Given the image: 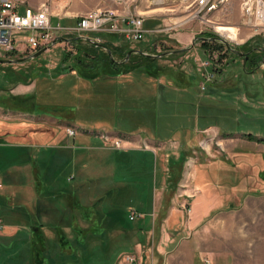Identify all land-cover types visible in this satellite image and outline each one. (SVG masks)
Segmentation results:
<instances>
[{"label":"rangeland","instance_id":"374dc122","mask_svg":"<svg viewBox=\"0 0 264 264\" xmlns=\"http://www.w3.org/2000/svg\"><path fill=\"white\" fill-rule=\"evenodd\" d=\"M21 1L23 5L26 3L25 0ZM50 1H43L40 6L48 4L51 10ZM60 1L54 0L53 8ZM67 1L64 0L65 3ZM106 1L107 5L90 8L73 16L75 18L71 20L56 17L52 19L51 10V24L72 26L92 12L112 14L115 18L138 16L143 20L144 28L150 30L140 40H128L116 32L96 31L84 34L81 38L88 41L86 37H89L99 44H105L101 41L108 40V44L131 50L145 49L149 52H143L151 55L189 48L156 57L146 66L134 67L124 74L108 75L99 71L91 78L81 75L73 59L66 58L70 50L74 55L72 44L58 40V37L80 36L75 33L51 32L54 44L46 46L47 49L34 58L30 56L36 51L28 55L15 53V57H0L25 58L20 62L0 63V113L18 117L13 119L16 120L18 129L15 133L6 132L11 124H0L2 136L7 140H25L23 135L26 129H21L20 124L25 122L23 118L27 115L28 126L48 129L47 134L43 133L49 136L47 144L57 146L63 143L64 136H69L72 142H78L75 143V148L84 150L78 170V177H82H79L82 183L79 199L84 206L89 205L76 208L72 220L86 217L92 224V143L105 148L103 154L105 159H109V163L104 165L103 162L101 166L103 171L108 168L107 172L110 171L111 177L113 175L116 186L121 187L126 185L123 182L137 179L140 187L134 182L128 185V190L134 191L135 197L141 191L139 188H142L143 193L147 192L146 188L154 189L160 174L161 158L164 159L165 153L171 158L184 161L183 167L188 162H193V157H226L230 161H243L248 159L245 155L248 151L258 154L257 158L261 163L264 143L250 140L247 134L264 138V65L246 72L250 66L243 65L242 58L235 52L226 51L225 44L217 41L225 47L205 48L201 44L203 40L196 39L193 44L192 42L194 37H201L203 31L219 37L223 33L219 31L218 27H221L234 32L231 38L223 34V39L230 46L236 47V50L243 52L253 45L264 47V24H258V28H254L253 23L244 20L241 0H229L208 16L209 21L190 18L196 11L193 0H124L120 4L113 0ZM124 4L125 7H117ZM126 8L131 10H124ZM92 34L95 36H91ZM100 34L105 35L102 38L98 36ZM111 34L115 35L114 39ZM26 35L21 31L13 32L12 39L24 41ZM91 41L88 42L92 43ZM103 50L106 51L105 48ZM116 53L119 54L118 51ZM255 54L257 53H253V57ZM70 68L74 70L71 71ZM209 74L212 75L211 79L206 81ZM127 95H132L134 101H127ZM68 112L74 114V126L67 127L74 129V139V134H68L66 126L61 125L66 120L61 115ZM102 134L109 139H121L122 148H114L111 140L105 141ZM128 134L135 136L128 137ZM31 135L34 140H42L40 135H36L37 138L34 134ZM159 141L164 143L161 149L156 145ZM196 146L199 151L192 153L189 148ZM97 169L100 170L99 165ZM67 172L70 173V170ZM75 172L74 181L78 182ZM225 172L228 173L229 170L226 168ZM2 186L0 182V188ZM183 186L180 185V189ZM126 210L124 207V218ZM133 211L135 209L130 213ZM137 216L138 213L134 218ZM0 219L3 223V229L0 230L2 236L5 225L3 219ZM127 219L132 220L133 224L138 222L133 221L130 216ZM97 223L96 233L99 236H92V226L88 236L83 233L75 234L79 244H82L79 240H91L85 246L87 260L82 258L83 261L79 264L98 262L92 259L95 257L92 256V240H104L105 224L100 219ZM20 240L28 244L26 240ZM16 242L19 243V240ZM54 249L55 246L52 250ZM77 251L81 254L85 252L83 247H78ZM22 252L24 261L21 264H28L25 252ZM100 256L103 257L104 254L100 253Z\"/></svg>","mask_w":264,"mask_h":264},{"label":"crops","instance_id":"0c3cea01","mask_svg":"<svg viewBox=\"0 0 264 264\" xmlns=\"http://www.w3.org/2000/svg\"><path fill=\"white\" fill-rule=\"evenodd\" d=\"M43 1L25 0L24 5L37 9ZM107 4L106 0H68L66 3L61 0L53 8L54 0L50 1L52 19L63 20L74 19L73 16L90 8ZM127 101L133 102V96L127 95ZM24 116L25 122L20 125L21 129H26L25 140H7L0 133L3 139L0 142V182L3 184L0 217L5 225V232L0 236V264H21L22 251L26 261H30L28 251L34 239L43 240L45 244L44 260L39 264H79L82 258L87 260L85 246L91 240L79 244L75 234L88 229V236L92 226V236H99L96 233L98 219L105 224V237L92 240V256H95L92 259L98 260L93 264H126L122 260L125 254L135 257L133 264H202L203 257L211 264H264V188L248 190L251 180L242 179L240 172H225L221 157H193V162L181 166L172 188L176 157L165 153L154 189L146 188L147 192L143 193L139 188L141 191H137L139 194L135 197L128 185L134 182L140 187L137 179L116 186L108 168L103 171L101 166L103 162L104 165L109 163L103 154L105 148L92 143V224L86 217L73 221L76 209L68 206L67 199L71 195L80 202L82 177H78V170L84 150L75 148L78 142H72L69 136L52 147L47 144L48 129L28 126V116ZM61 117L66 119L62 126H74L73 113ZM17 118L0 113V124H11L6 132L15 133L18 129L13 119ZM31 134L40 135L42 140L32 139ZM130 136L135 135L128 134ZM156 145L161 149L164 143L159 141ZM189 149L192 153L199 151L197 146ZM224 160L229 161L226 157ZM74 172L78 182L74 181ZM180 185H184L183 188L180 189ZM124 207L127 208L125 218ZM134 209L139 214L133 219L138 220L135 224L127 219ZM113 214L119 216L118 219L113 218ZM35 227L40 228L42 236L34 235ZM57 232L64 238L58 237ZM59 240H67L73 247L72 253L60 251ZM54 246L56 249L52 250ZM78 247H83L85 252L79 253Z\"/></svg>","mask_w":264,"mask_h":264},{"label":"built area","instance_id":"2783aa9c","mask_svg":"<svg viewBox=\"0 0 264 264\" xmlns=\"http://www.w3.org/2000/svg\"><path fill=\"white\" fill-rule=\"evenodd\" d=\"M120 4L124 0H113ZM229 0H193L196 7L194 14L190 18H200L209 21V15L221 8ZM242 15L247 23H253L252 27L258 28V24H264V0H241ZM51 10L48 4H43L37 9L23 5L21 0H0V57H4L7 52L32 54L41 47L48 46L53 41L51 32L66 31L80 36L91 32H116L122 34L128 40H140L147 30L143 26V20L138 16L126 18H115L112 14L92 12L88 17H84L77 24L72 26H52ZM188 18V19H190ZM25 32V40L14 41L13 32ZM86 32V33H85ZM223 38V35H219ZM22 45L21 47L16 46ZM211 74L206 76V81L211 79ZM203 89V84L201 86ZM68 134H74V129L67 128ZM105 141L111 140L114 148H122V141L119 138L109 139L105 134L101 135ZM136 212L130 213V218L136 216ZM3 223L0 219V230ZM122 260L126 264H133L135 257L132 254H125ZM202 264H211L207 257L202 258Z\"/></svg>","mask_w":264,"mask_h":264},{"label":"trees","instance_id":"16d2710c","mask_svg":"<svg viewBox=\"0 0 264 264\" xmlns=\"http://www.w3.org/2000/svg\"><path fill=\"white\" fill-rule=\"evenodd\" d=\"M105 35V34H100L98 36ZM201 37L204 38H213L217 37L216 35L214 36V33L203 31L201 32ZM91 36H95L92 34ZM113 39L115 35L111 34L110 35ZM103 38V37H102ZM60 40V39H58ZM57 40V41H58ZM68 41L70 44H72L73 48L75 49L74 55H72V51L70 50L66 54V58L71 57L73 59V62H75V65L77 69L80 71V74L83 75L84 77L91 78L96 76L97 72H102L104 74L108 75H120L129 72L132 68L134 67H143L146 66L149 61L157 59L156 57H151L149 55H143L139 53H133L129 57V59L125 62H123V58L126 55V53L131 50L129 48H126L124 46L118 47L113 44H108V40L101 41V43L105 44H100L96 45L95 43H90L88 41L83 40L81 37L74 36L71 38H68ZM202 46L205 48H209L210 46H216L217 48H223L225 47L223 44H218L217 41L213 40H208L204 39L201 42ZM105 48L106 51L103 49ZM226 48V47H225ZM112 51V56L114 57V60L111 59L108 55V50ZM119 49V50H118ZM118 51L119 54L116 53ZM121 51V53H120ZM147 51L148 50H143ZM227 51V49H226ZM152 53V51H150ZM229 52V51H228ZM17 53L16 51H11L7 52L4 57H15ZM224 55V54H223ZM71 71L74 70V68H70ZM247 137L250 140H255L258 142L264 143V138H255V135L252 134H247ZM3 139L0 138V142ZM260 154V153H259ZM245 155H247L248 159L246 160H232L226 161L224 160V157H221L224 163L222 164V168H227L229 171L233 172H241L242 173V179H250L251 180V186L248 187L247 189L250 191H261V189H255L256 187L258 188H264V157L263 160L261 159V163L258 160L256 153H252V151H248ZM184 162V161H183ZM183 162L180 161V158L175 159L174 161V171L172 177L174 178V181L172 182V188L175 185L176 179L179 176V170L181 169V166ZM176 166V167H175ZM255 170V172H254ZM262 170V171H260ZM250 171V172H249ZM68 173V172H67ZM170 182V183H171ZM67 204L68 206H71L72 208H78V207H87L81 204L77 197L68 196L67 199ZM113 218L118 217L113 214ZM37 229L36 231V237H39L41 234L40 228L35 227ZM80 233H83L84 235L88 233V229H82L80 230ZM58 237H63L60 232H57ZM67 240H59V248L60 251L63 252H70L72 253L73 248L69 243L67 244ZM82 244L84 243L83 240H79ZM45 250V244L43 240H32V243L30 242V247H29V252H30V261L29 264H39L40 261L42 262L44 260L43 252Z\"/></svg>","mask_w":264,"mask_h":264},{"label":"water","instance_id":"95a60500","mask_svg":"<svg viewBox=\"0 0 264 264\" xmlns=\"http://www.w3.org/2000/svg\"><path fill=\"white\" fill-rule=\"evenodd\" d=\"M58 38L61 39V40L68 41V38H65V37H58ZM86 39H87L88 41H91V38H89V37H86ZM196 39H200V40H204V39H208V40H217V41H219V42L225 44L227 47H229L230 50H232V51L235 52L236 54H238V55H243V53H241V52H239V51H237V50L232 49V48L230 47V45H229V42L226 41V40H224V39H222V38H220V37H213V38L194 37V38H193V42H192V44L194 43V41H195ZM54 42H55V40L52 41L51 45L54 44ZM91 42H92V43H95L96 45H100L99 43H96V42H94V41H91ZM188 48H189V47H184V48H182V49L172 50V51H170V52H164V53H161V54H158V55H151V54L145 53V52H143V51H141V50H134V49H133V50H129V51L126 53V55H125V57H124V59H123V62L127 61L128 58H129V56H130V54L133 53V52H135V53H141V54L149 55V56H153V57H162L163 55H166V54H168V53H171V52H180V51H184V50H186V49H188ZM46 49H47V47H42V48H40L39 50H37L36 52H34V53L30 56V58H34L35 56L39 55L40 53H42V52L45 51ZM108 55H109V57H110L111 59L114 60V58L112 57V54H111V51H110V50H108ZM24 59H25V58H15V59L0 58V63H15V62L23 61Z\"/></svg>","mask_w":264,"mask_h":264},{"label":"flooded vegetation","instance_id":"af4514ba","mask_svg":"<svg viewBox=\"0 0 264 264\" xmlns=\"http://www.w3.org/2000/svg\"><path fill=\"white\" fill-rule=\"evenodd\" d=\"M213 41H217V40H213ZM230 47L236 50V47L234 46H230ZM226 49L227 51H230L231 53H233V51L230 50L229 47L226 46ZM241 53H243V55H239V56L243 60V65L248 64L250 66V69H248L246 72H251L254 69L264 65V47L253 45L249 47L248 50H245ZM253 53H257L255 54V57H253L254 56Z\"/></svg>","mask_w":264,"mask_h":264},{"label":"bare ground","instance_id":"6f19581e","mask_svg":"<svg viewBox=\"0 0 264 264\" xmlns=\"http://www.w3.org/2000/svg\"><path fill=\"white\" fill-rule=\"evenodd\" d=\"M220 30V32H223L222 33V35L224 34V36H226V37H229V38H231V37H233V34H234V32L233 31H231V30H227V29H222L221 27H218ZM217 28V29H218Z\"/></svg>","mask_w":264,"mask_h":264}]
</instances>
